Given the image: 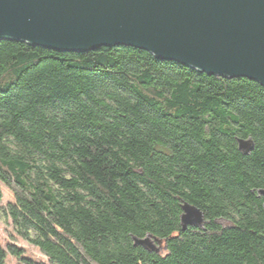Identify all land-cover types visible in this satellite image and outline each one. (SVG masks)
<instances>
[{
  "label": "trees",
  "instance_id": "obj_1",
  "mask_svg": "<svg viewBox=\"0 0 264 264\" xmlns=\"http://www.w3.org/2000/svg\"><path fill=\"white\" fill-rule=\"evenodd\" d=\"M0 215L50 264H264V86L133 46L0 40Z\"/></svg>",
  "mask_w": 264,
  "mask_h": 264
},
{
  "label": "water",
  "instance_id": "obj_2",
  "mask_svg": "<svg viewBox=\"0 0 264 264\" xmlns=\"http://www.w3.org/2000/svg\"><path fill=\"white\" fill-rule=\"evenodd\" d=\"M0 40L54 50L133 46L264 86V0H0ZM182 223L202 214L184 204ZM151 247V239L134 238Z\"/></svg>",
  "mask_w": 264,
  "mask_h": 264
},
{
  "label": "rangeland",
  "instance_id": "obj_3",
  "mask_svg": "<svg viewBox=\"0 0 264 264\" xmlns=\"http://www.w3.org/2000/svg\"><path fill=\"white\" fill-rule=\"evenodd\" d=\"M3 191H4L3 203L6 204L8 201L12 200V195L10 191L4 186H3ZM0 243L5 248L7 247L8 244H14L18 247L23 248L25 254L31 257L32 259L36 261H42L45 264H50L47 257L37 247L33 246L29 242L17 236L11 222L3 215H0ZM151 246L155 249H158L159 252L161 253L165 252L164 242L158 243L157 241L151 239ZM8 263L17 264V260L13 256L9 255Z\"/></svg>",
  "mask_w": 264,
  "mask_h": 264
}]
</instances>
